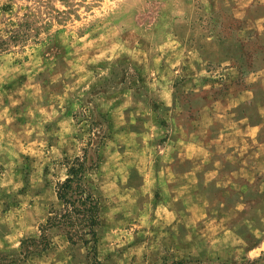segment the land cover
Listing matches in <instances>:
<instances>
[{
    "label": "clouds",
    "instance_id": "9594fccd",
    "mask_svg": "<svg viewBox=\"0 0 264 264\" xmlns=\"http://www.w3.org/2000/svg\"><path fill=\"white\" fill-rule=\"evenodd\" d=\"M0 264H264V0H0Z\"/></svg>",
    "mask_w": 264,
    "mask_h": 264
},
{
    "label": "trees",
    "instance_id": "16d2710c",
    "mask_svg": "<svg viewBox=\"0 0 264 264\" xmlns=\"http://www.w3.org/2000/svg\"><path fill=\"white\" fill-rule=\"evenodd\" d=\"M70 190V185L68 184V182H66V191ZM75 211V210H74Z\"/></svg>",
    "mask_w": 264,
    "mask_h": 264
}]
</instances>
